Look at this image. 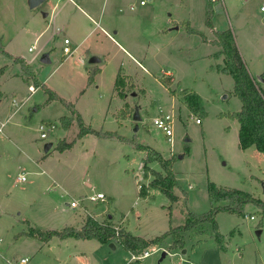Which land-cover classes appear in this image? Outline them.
<instances>
[{
  "label": "rangeland",
  "instance_id": "rangeland-1",
  "mask_svg": "<svg viewBox=\"0 0 264 264\" xmlns=\"http://www.w3.org/2000/svg\"><path fill=\"white\" fill-rule=\"evenodd\" d=\"M66 1L45 0L31 9L30 0H0V43L7 52L23 58L41 84L38 87L34 80L28 81L21 65L0 52V71L5 70L0 76V128L10 118L0 132V264H21L22 259H28V264H159L164 252L168 254L162 264H264V212L253 204L246 206L245 216L226 211L217 215L222 247L212 225L205 224L185 236L183 248L171 250L174 240L169 237L145 250L152 252L150 257L141 259L144 251L134 255L140 260L133 258L131 263L133 254L116 243L113 250L110 244L97 241L61 243L54 238L46 245L20 236L30 228H79L83 218L92 215L99 222L111 217L120 228L151 240L184 225L186 213H209L213 209L210 183L241 190L264 202V154L256 147L240 150L239 123L228 117L242 107L233 94L234 79L218 71L224 59L212 55L221 49L205 43L201 35L213 38L215 32L231 30L249 70L261 82L264 0H224V6H214L213 28L206 24L208 0H146V6L140 5L142 0L81 1L95 17L105 2L104 13L108 4L117 5L115 13L104 16V22L127 50L139 45L141 52L134 53L137 61L101 30L88 36L89 29L96 27L89 20L83 27L78 25L79 36L67 33V28L50 41L54 29L81 19L80 11L62 8ZM47 13L50 16L44 19ZM190 20L197 34L189 33L186 24L170 31L177 27L175 22ZM66 36L72 49L84 41L81 50L70 57L63 51ZM46 54L51 57L49 64L42 61ZM92 55L103 60L97 65L103 71L98 82L89 86L88 68H97L88 63ZM120 69L134 82V91L126 99L114 92ZM166 73L174 77L164 85L161 80L170 77ZM30 85L36 92L30 91ZM43 85L59 99L50 100ZM185 91L201 97L207 115L185 104ZM62 100L75 106L87 128L109 136L90 134L72 152L57 150L60 139L71 142L81 130ZM127 103L132 113H126ZM137 108L140 121L134 120ZM161 113L175 116L173 144L153 124ZM64 117L74 120L69 131L62 126ZM48 124L54 129L43 140L40 128ZM49 144L54 147L48 152ZM138 145L167 160L176 156L173 172L179 183L174 189L178 202L171 203L162 192L149 187L153 178L144 176L149 151H139ZM149 167L162 171L157 161H151ZM139 179L143 188L149 187L146 198L139 194ZM101 191L107 196L105 202L85 199L82 206H73Z\"/></svg>",
  "mask_w": 264,
  "mask_h": 264
},
{
  "label": "trees",
  "instance_id": "trees-1",
  "mask_svg": "<svg viewBox=\"0 0 264 264\" xmlns=\"http://www.w3.org/2000/svg\"><path fill=\"white\" fill-rule=\"evenodd\" d=\"M206 13V24L210 28L212 25V16L214 14V4L211 0ZM182 25L185 23H181ZM188 32L191 34H197V32L186 23ZM205 42H208L207 38L202 35ZM213 46L221 49L219 53L214 55L215 58L223 57L224 65L218 66V71L223 74L231 75L234 79V91L233 94L241 101L242 107L238 112H234L228 115V117L234 121H237L240 125L239 131V148L242 151H246L251 147H256L258 151L264 154V89L262 83L252 75L247 63L245 62L241 52L237 46L236 39L231 30L215 32V39L210 42ZM0 52L12 59L16 64L21 65L22 69L28 76L27 80H34L36 85L39 87L41 84L35 80V75L30 65L21 58L14 57L9 54L4 46L0 43ZM4 69H1L0 76L4 74ZM101 72L99 68H88V85H92L95 82V77ZM172 81V77L162 79L161 82L166 85ZM46 93L50 95V100L59 99L56 93L51 89L43 85ZM134 82L131 76L125 74L122 69L119 70L116 82L115 91L121 99H126L127 94L134 91ZM146 93L145 90L142 91ZM174 95V92L171 93ZM185 104L192 108L193 111L205 113L202 107L201 97L196 93H184ZM63 101V100H62ZM65 105L71 110L72 115L76 117L81 130L77 135V138L71 142L60 141L57 150L64 152L72 149L77 139H81L88 134H93L98 137H108V134L100 133L93 129L87 128L84 125L83 119L75 106L72 103L63 101ZM126 113H132L129 105L125 106ZM223 117V114L219 115ZM74 120L72 117L62 118V126L66 130L72 126ZM139 151L148 150L149 155L144 161V176L149 179L150 176L153 180L150 182V188L162 192L171 203L178 202L180 199L175 195L174 189L179 187V183L173 172L174 162L177 160L176 156L172 159L167 160L163 156L151 150L149 147L138 145L136 147ZM151 161H157L161 165L162 171H155L149 167ZM140 186V196L146 198L149 195V187L143 188ZM209 198L213 204V209L209 213L202 215H195L192 213H186L185 223L177 228H171L168 232L163 235L156 237L151 240L144 239L139 236H135L128 232L124 228H120L113 219L110 217L104 222H99L95 218L87 217L85 224L82 228L77 229L68 227L63 230H49L44 231L41 229L30 228L29 232H24L20 236L29 237L35 240H39L43 243H49L54 238L60 240H66L74 238L77 240H97L101 244L116 243L123 247L126 251L133 255L143 253L150 247L161 244L164 240L169 237H173V244L170 247L171 250L181 249L185 245V236L197 230V228L210 224L213 227L215 238L218 244L222 247L224 243L223 236L219 233L216 217L221 211L229 213H235L237 215L245 216V208L249 204H253L261 208L264 212V202L259 199H255L250 194L245 193L241 190L234 188H219L215 184H209ZM219 202H226L224 206H214ZM224 249V246H223Z\"/></svg>",
  "mask_w": 264,
  "mask_h": 264
},
{
  "label": "crops",
  "instance_id": "crops-1",
  "mask_svg": "<svg viewBox=\"0 0 264 264\" xmlns=\"http://www.w3.org/2000/svg\"><path fill=\"white\" fill-rule=\"evenodd\" d=\"M56 1H60V0H56ZM81 1H83V0H67L66 2L67 3H65L63 6H62V8H64L65 6H71L73 9H76L77 10V12L78 11H80V13L82 14V16H81V19L80 20H76V21H72V20H69L68 22L69 23H67L66 25H62V27H58V28H56V29H54V32H53V34H52V36H51V38L49 39L50 41H52V40H54V37L56 36V35H58V34H60V33H62L65 29L67 30V28H69V30H67V33H68V31L69 32H71V34H74V35H77V36H79V32H78V30H79V28H78V25H80V26H82L83 27V22L86 20V21H90L93 25H96V27H94V30L93 29H89V34H88V36L89 35H94L95 33H97L98 32V30H101V32H103V34L106 36V37H108L109 39H111L114 43H115V46L119 49V50H121V51H123V52H126L129 56H131L133 59H135L136 60V58H135V56H134V53H135V50L136 51H138L137 49H138V44H137V47H136V49L134 48V47H132L131 48V50H127L126 48H124V46L121 44V43H119V42H116V40H115V38L112 36V34L109 32V30H108V26H106V24H105V22H104V16L106 15V14H112V13H115L116 12V10H115V7L117 6L116 4H114V3H112V4H108L107 5V11L104 13V8H105V6H106V2H105V4H104V7H103V9L101 10V12L99 13V16H93V14L91 13V12H88L84 7H82L81 5H80V2ZM122 5H123V2H122ZM146 6V5H145ZM119 12H122V8H120L119 9ZM98 13V12H97ZM50 15H49V13H47V14H44V19H46V18H48ZM172 22H175V21H171V23ZM181 23H187V24H189L190 25V27L192 28V29H194L195 30V28L193 27V25H192V21L190 20L189 22H187V21H181V22H175L174 23V25L175 26H177L176 28H172L170 31H175V30H179L181 27H182V24ZM69 24V25H68ZM104 25H105V28H104ZM93 27V26H92ZM110 27V26H109ZM84 30V29H83ZM93 30V31H92ZM112 31H113V34L114 35H118L119 34V31L118 30H116V29H111ZM196 31V30H195ZM226 31V30H225ZM166 32H168V30H166ZM197 32V31H196ZM198 33V32H197ZM201 35H204V34H201ZM206 38H207V40H208V42H205V43H209L210 44V42L211 41H213L214 39H215V36L213 37V38H210V37H208V36H206V35H204ZM65 39H69V37L68 36H66V38ZM203 39V38H202ZM70 40V39H69ZM84 42V41H83ZM83 42L81 43V45L79 46V47H77V48H75V49H72V42H71V40H70V47H71V49H72V51H73V54L72 55H70V56H73L75 53H77V52H79L80 50H81V48L83 47ZM212 45V44H211ZM213 46V45H212ZM66 47V44H65V40H64V48ZM216 47V46H215ZM64 48H63V50H64ZM33 50V48H30V51H32ZM138 52H141V51H138ZM9 53V52H8ZM9 54H11V53H9ZM142 54H145L144 52L142 53ZM12 56H14V57H16L15 55H13V54H11ZM46 55H49V59H50V61H51V57H50V54H46ZM146 55V54H145ZM70 56H66V57H70ZM212 56H214V55H212ZM95 58H97V59H99V62L98 63H92L91 61L93 60V59H95ZM11 60V59H10ZM11 61H13V60H11ZM137 61V60H136ZM103 62V60L99 57V56H95V55H92L89 59H88V63L91 65V66H93V65H96L95 67H97V68H99L100 70H101V72L95 77V83H97L98 82V78L100 77V75L102 74V71H103V69L101 68V67H99V66H97V65H99L100 63H102ZM45 64V63H44ZM224 65V64H223ZM167 75L169 74V73H166ZM170 75V77H172L173 75L172 74H169ZM253 75V74H252ZM263 75V74H262ZM130 76V75H129ZM254 76V75H253ZM261 76V75H260ZM259 76V77H260ZM174 77V76H173ZM256 77V76H255ZM261 79H264V78H261ZM264 83V82H263ZM29 89H30V91H32V93H34V92H36V88H34V86H32V85H30V87H29ZM114 92H115V95H117V93H116V91H115V87H114ZM84 93V92H83ZM0 96H1V92H0ZM16 103H14V106L16 107V108H18L17 106H19V104H18V102L17 101H15ZM126 105H129L128 103L126 104ZM129 108H130V111L132 110L131 109V107L129 106ZM0 110H1V107H0ZM126 110V109H125ZM18 111V109L15 111V112H17ZM127 115H129V114H127ZM10 119V118H9ZM9 119H8V121H9ZM8 121H6V122H2L1 123V128H0V132L2 131V128L4 127V125L6 126V123L8 122ZM236 122V121H235ZM237 123V122H236ZM200 125H202V123L200 124ZM72 127V126H71ZM71 128H69V130H70ZM230 128H228L227 130H229ZM69 130H67V131H69ZM239 131H240V125H239ZM52 134V132L51 133H49V135H48V138H49V136ZM88 135H90V134H88ZM88 135H86V136H84L83 138H81V139H77V142H76V144H75V146L72 148V149H70V150H66V151H64V152H62V153H67V152H72L74 149H75V147H76V145L77 144H79V143H82V144H85V141H86V138L88 137ZM41 137V136H40ZM47 138V139H48ZM65 139H67V138H65ZM62 140V139H60V141H66V140ZM43 140H45V139H43ZM67 142V141H66ZM52 145V147H51V149L54 147V145L53 144H51ZM251 149V148H250ZM87 150V149H86ZM50 151V150H49ZM48 151V152H49ZM88 152H89V150H87ZM47 152V153H48ZM87 152V153H88ZM47 159H48V155H46V156H44L42 159H41V161L44 163V162H46L47 161ZM139 177V176H138ZM152 177V176H151ZM153 178V177H152ZM22 179V178H21ZM149 180V179H148ZM153 180V179H152ZM26 181V180H25ZM140 182H141V180L139 179V183H138V186H139V184H140ZM88 187H90V189L91 190H96V187L95 186H90V185H88ZM53 189L54 188H56V186L54 187H52ZM139 188H140V186H139ZM56 190V189H55ZM100 193H103L102 191L100 192ZM114 197H112L111 196V198L110 199H113ZM112 202H114V201H112ZM85 211L88 213V211L85 209ZM88 214H90V213H88ZM91 217H93L92 215H90ZM87 217L88 216H86L85 218H83V221H82V225H81V227H79V228H77V229H80V228H82L83 227V225L85 224V221H86V219H87ZM251 217H254V216H251ZM126 217L125 216H123V219H125ZM97 220V219H96ZM123 228H124V226H123ZM125 229V228H124ZM142 238H144V237H142ZM144 239H147V240H150V238H144ZM152 239V238H151ZM60 240V239H59ZM71 240H74V238H69V239H66V240H60V242L62 243V242H65V243H67L68 241H71ZM75 241H87V240H75ZM88 241H97V240H88ZM98 242V241H97ZM52 242H49V243H45L46 245H50ZM100 243V242H99ZM112 244V243H111ZM110 244V245H111ZM113 245H114V247L113 246H111L112 248H113V250H116L117 249V247H116V245L113 243ZM150 253H152V252H150ZM83 253H81V255H82ZM150 257V256H149ZM79 258V257H78ZM134 258V255H132V260L130 261V263L134 260L133 259ZM146 259V258H145ZM145 259H143V260H145ZM23 260V259H22ZM22 260H21V264H23L22 263ZM28 260V259H27ZM28 262H29V260H28ZM28 262L27 263H25V264H28ZM9 264H14V263H9Z\"/></svg>",
  "mask_w": 264,
  "mask_h": 264
},
{
  "label": "built area",
  "instance_id": "built-area-1",
  "mask_svg": "<svg viewBox=\"0 0 264 264\" xmlns=\"http://www.w3.org/2000/svg\"><path fill=\"white\" fill-rule=\"evenodd\" d=\"M212 3L215 6H220L223 5L224 6V0H211ZM147 4L146 0H142L140 2L141 6H145ZM262 11H264V6L262 7ZM65 44L66 47L64 48V55L65 56H70L73 54V51L71 49L70 45V40L69 39H65ZM14 103H16L14 101ZM202 120L201 119H197V124H201ZM153 124L154 126H156L158 129L162 130L165 134V136L168 138L169 142L171 144L174 143V124H175V116L173 114H169V113H161L160 115H158L157 117H155L153 119ZM54 129V125L52 124H48V125H42L40 128L41 131V139H47L49 133H51ZM26 177L23 176L22 177V181H25ZM94 191V190H92ZM85 199L89 200L90 202L93 203H100V202H105V200L107 199V196L104 193H96L94 192L93 194H91L90 196L83 198L80 201H76L75 203H73V206L76 208L78 206H82V204H84ZM251 219H254V217H251ZM149 256H151V253L149 251H145L143 253V255L140 257L141 259H145L148 258ZM135 259L138 258L140 260L139 257H134ZM28 260L27 259H23L22 263L25 264L27 263Z\"/></svg>",
  "mask_w": 264,
  "mask_h": 264
},
{
  "label": "water",
  "instance_id": "water-1",
  "mask_svg": "<svg viewBox=\"0 0 264 264\" xmlns=\"http://www.w3.org/2000/svg\"><path fill=\"white\" fill-rule=\"evenodd\" d=\"M45 2V0H30V8L31 9H36V8H38V7H40L43 3ZM178 28V27H177ZM43 63H45V64H49L50 63V59H49V55H45L44 57H43ZM92 63H98L99 62V59H97V58H95V59H93L92 61H91ZM260 81L261 82H264V79H260ZM134 120H136V121H140L141 120V118H140V116H139V109L137 108L136 110H135V113H134ZM51 147H52V145L51 144H49L48 146H47V151H49L50 149H51ZM263 191H264V185H263ZM111 246H113L114 247V245L113 244H111ZM167 252H164L163 253V255H162V259H161V261L159 262V264H162V262L164 261V259L167 257Z\"/></svg>",
  "mask_w": 264,
  "mask_h": 264
}]
</instances>
